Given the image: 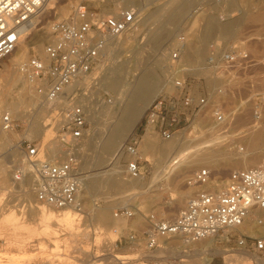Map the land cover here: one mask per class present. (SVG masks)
Masks as SVG:
<instances>
[{
    "label": "rangeland",
    "instance_id": "1",
    "mask_svg": "<svg viewBox=\"0 0 264 264\" xmlns=\"http://www.w3.org/2000/svg\"><path fill=\"white\" fill-rule=\"evenodd\" d=\"M119 1L120 6H115L113 0H48L34 22L35 30L29 28L25 39L30 40L34 31L45 26H48L50 32L49 24L51 25L52 21L64 18L79 4H84L105 14H113L123 8H134L137 14L141 12V19L138 16L139 24L135 26L137 33H132L129 30L131 31L129 40L127 39V43L125 42L122 46L123 50L119 48L115 51L114 56H110L105 51L106 59L104 61L107 66H104L108 68L112 60L115 59L121 62L124 60L123 65L126 66V70L128 72L131 70L128 75L131 76L133 73L139 75L141 72L150 73L153 77L155 76L154 78H157L158 82L160 81V85L164 88L158 95L152 97L146 105V109L160 94H175L177 89L173 86L172 81L179 76L187 80V92L197 98L204 97L206 106L195 116L189 128L179 132L170 140H164L151 127L145 126V110L135 131L127 133L124 141L119 144L121 147L131 138H138L142 177L137 180L131 178L126 173L123 159L120 157L119 163L124 170L122 178L128 183L123 187V192L118 188V190L116 188L106 189L102 186L92 188L90 184L96 172L106 167L104 165V167L97 168L98 166L95 164H88L82 156L90 153L91 158L95 151L100 149L101 139L107 134V131H103L102 127L108 124L102 118L103 106L105 104L114 105L118 96L108 86H102L103 75L107 71L102 69L101 66L104 64L102 61L97 73V81H93L87 89H84V93L86 92V95L90 97L96 113L98 112L101 118L99 117L98 121L94 122L90 117H87V131L81 142L83 149H80V159L87 171L85 182L88 185V188L84 189L81 199L84 205L83 212L81 211L82 216L77 218L75 223H78V227L74 228L73 232H69L64 223L58 226L54 225V222L51 223L49 235L42 233L39 235V231L45 227L39 228L37 233L31 232V229L40 225V220H37L39 216L28 208L29 203H37L35 193L32 192L33 196L29 197L30 199L27 198L20 181L16 182L13 174L15 167L26 161L22 148L25 147L27 141L38 144L41 149L53 147L57 136L62 133L63 109L56 108L51 113L46 110L42 113L44 119L38 118L40 122L48 119L46 121L49 123L47 126L48 136L29 134V121L24 116L20 118L21 113L14 115L18 127L12 132H2L0 120V165L5 167L4 173L0 171V197L2 198H0V264H93V262L94 264H113L104 262L103 253L120 256L124 264H177L180 260H183L185 264H207L209 251L202 253L203 250L201 252L195 250H207L204 245L208 244L217 246L216 248L223 252L221 255H214L211 264H264V261L257 257L253 251H247L250 256L238 253L236 238L232 237L229 241L226 234L202 239L195 242L193 246L184 244L179 237L161 239L158 242L160 247L153 250L146 248L144 242L132 244L127 239L130 233H137L141 238L142 232L146 229L145 216L153 213L162 219H172L186 205L188 199L201 189L187 185V180L197 170L206 167L205 164H192L191 161L194 158L210 155V169L213 172L211 183L214 189L218 190L225 187L230 172L249 168L264 161V64L254 66L245 72L226 70L223 67V56L235 47L249 52L257 60L263 57L264 22L253 19L250 15L252 13L256 16L262 14L264 1L192 0L184 5H180L183 0H178L179 2L177 4L175 2L173 5L174 0ZM63 6H67L65 13H58V10ZM162 9L166 16H160ZM177 9L182 13L172 16ZM144 15L149 16L147 26H144ZM168 15L170 16L168 17ZM208 20H212V23L206 32ZM164 23V27L161 28H165L169 37L160 42L151 41L149 31L157 29L158 25ZM230 25L236 35L231 41L226 39L218 29L222 26L230 27ZM51 38L50 32V35L43 40V51L35 53L31 50L23 60L36 54L44 58L45 45ZM127 44L128 46L125 47ZM177 51L179 60L174 61L172 54ZM136 53H140L138 57ZM11 57L12 55L7 56L0 61L2 115L7 114L6 108H12L13 102L16 101L14 97L18 95V89L10 77L13 74H19V72L16 65L11 62ZM135 64H137V72L134 71ZM31 89L32 93H36L32 87ZM81 92L83 91L81 90ZM77 102L80 103L78 100ZM217 108L231 117L230 128L228 129L226 126L217 132L220 139H214L212 138L213 134H209L212 131L211 126H213V110ZM99 133L102 135L99 136ZM240 133L248 136L261 133L262 136V147L253 154L256 163L246 167L237 165L236 160H233V157L224 151V141L233 140L234 136ZM144 137H147L153 145L158 147L146 151L144 143H141ZM171 140H175L176 144L170 145L168 142ZM219 142L221 143L218 144ZM53 151V153L56 152L55 148ZM144 151H146L145 155ZM131 183L137 184L132 187ZM121 207L132 209L135 214L130 218H115V210ZM99 212L105 214L112 223L110 225L97 224L95 215ZM11 214L19 222V227L11 225L10 221L6 219ZM246 223L243 226L244 230L250 224L248 220ZM263 225L264 223H260L258 226L260 233L252 235L246 232L247 235L264 236ZM31 226L34 227L30 228ZM32 234L35 237H31ZM231 234L236 235V232L232 231ZM171 248L176 250L169 253ZM192 248L194 250L190 251L189 249ZM234 250L236 252L231 253ZM184 251L186 252L184 253ZM183 253L185 256L193 257L189 261L187 257L182 256ZM179 257H183V259ZM199 259L202 261H197Z\"/></svg>",
    "mask_w": 264,
    "mask_h": 264
},
{
    "label": "built area",
    "instance_id": "2",
    "mask_svg": "<svg viewBox=\"0 0 264 264\" xmlns=\"http://www.w3.org/2000/svg\"><path fill=\"white\" fill-rule=\"evenodd\" d=\"M45 1L0 0V61L14 51L20 30L39 13ZM138 22L134 8L105 14L79 4L64 18L52 21V38L45 45L47 60L32 55L21 64L20 71L36 93L47 100H55L66 94L81 76L94 71L111 39L132 30ZM172 59L179 60L178 51L172 54ZM259 64H264V54L257 60L249 52L236 47L223 56L226 70L245 72ZM172 84L177 92L160 94L145 111V126L151 127L164 140L172 139L189 126L206 104L204 97L197 98L187 92V80L183 77L174 78ZM77 100V92L72 93L71 106L64 114L62 133L57 136L53 147L41 149L38 144L27 141L22 148L26 165L16 166L13 174L14 180L19 182L32 172L36 202L56 210L81 211L83 207L80 195L87 171L80 159V148L87 131V113ZM214 119L217 124L223 123L225 115L216 109ZM1 127L12 132L18 124L7 113L2 116ZM138 147L139 140L133 137L119 149V157L131 178L143 175ZM48 148H55L56 152ZM212 179L210 168L197 170L187 180V185L201 189L188 199L179 213L172 219L148 214L141 238L137 233H130L128 242H144L146 248L153 250L163 238L179 236L194 242L226 234L229 241L236 238L237 249L253 251L264 261V236L252 237L239 230L253 211H264V161L230 172L221 191L202 188ZM134 214V210L127 207L114 212L117 218H130ZM232 231L236 235H230ZM177 264L185 263L180 260Z\"/></svg>",
    "mask_w": 264,
    "mask_h": 264
},
{
    "label": "bare ground",
    "instance_id": "3",
    "mask_svg": "<svg viewBox=\"0 0 264 264\" xmlns=\"http://www.w3.org/2000/svg\"><path fill=\"white\" fill-rule=\"evenodd\" d=\"M47 1L48 0H46L44 2L39 13L37 15H35L31 19V21L29 23H27L20 30V33H19L20 37H19V41L17 43V46L14 49V51L10 54V55H12L11 62L16 65L17 70L19 72V74H13L10 77L11 81L13 82L15 87L18 89V95L16 97H14L16 99V101L13 102L12 108H6L5 109L7 111V113L11 115V117L13 119H14V115L15 116L18 114L20 115V113H21L20 118H22L24 116L29 121V134H31V135L42 134V136L43 135L48 136V134H49L48 133L49 130L47 129V126L49 123L46 122L48 119H46V121H44V120H42L41 122L38 121L40 118H42V116H43L42 113L46 110L49 113H51L56 108H62L63 109L62 114L64 117L66 110H68V108L71 106L70 95L72 93H74L75 91H77L78 101L85 108V111L87 113V117H90V119H92L94 122L98 121V118L100 116H99L98 112L96 113V110L94 109V106L92 105V103L89 99L90 97L88 95H86V92L84 93V89H87L93 83V81L94 82L97 81L96 77L98 76L97 73L99 71L100 64L102 61H104L106 59V53H104L100 62L98 63V65L94 69V71H92L91 73H89L87 75L81 76L76 81V83L71 88H69V90L66 94L60 96L59 98H57L55 100L50 101V100L45 99L42 95H40L38 93H32V89L30 87L31 85L28 82L26 76L20 71V66L24 61H26V59L25 60H23V59L27 57V55L30 53L31 50H33V52H35V53H40L43 51V49H42L43 40L50 35L51 27L49 24L50 32L48 30V26L47 27L45 26L44 28H41L39 30L34 31L35 33H34L33 37L28 41H27V38L25 39V34L28 32L29 28H33V30H35V27H34L35 23L34 22H35L36 18L42 12L43 7L47 3ZM113 1H114L115 6H118L120 4L119 0H113ZM191 1L192 0H183L180 3V5H184L186 2L190 3ZM262 1H264V0H262ZM175 2L177 4V2H179V1L174 0L172 2V5H173V3L175 4ZM133 7H135V6H133ZM66 9H67V6H63L58 10V13L63 14V13H65ZM160 11H161L160 16H166L164 13V9H162ZM162 12H163V14H162ZM180 12H181V10L179 11L177 9L176 11H174L172 16L176 15ZM138 16L139 17L141 16V12L138 13ZM169 16L170 15H168V17ZM250 16H252L253 19H257V20L264 22V8L262 9V14H259L256 16V15H253V13H252V15H250ZM142 18H143V16H142ZM148 18H149V16L144 15V18H143L144 19V26H147ZM140 19H141V17H140ZM156 25H157V23H156ZM164 25H165V23L161 24L160 26L158 25V27H156L157 29H152V31H149L150 32V35H149L150 38L149 39L151 41L160 42V41L166 39L167 37H169L168 32H166V30H164L165 28L164 29L161 28V27H164ZM210 25H211V22H208V24L206 25V29H205L206 32H207L208 27ZM218 29H221L223 36L226 37V39L228 38V40H230V41L232 38L236 37L233 27H230V28L224 27L223 28V26H222V28H218ZM131 31H132V33H137V29H135V28L132 29ZM131 31H125L121 36L114 38V39H111L109 41L108 46H107L105 51L108 52L110 56H114L115 51L117 49L121 48V50H123L122 46L124 45V43L126 42L128 37H130L131 34L129 35V33ZM127 46H128V44L125 47H127ZM119 54H121V53H119ZM138 54H140V53H138ZM138 54H137V57H138ZM10 55H8V56H10ZM119 57H121V56H119ZM139 57H141V56H139ZM43 59L47 60L46 52H45V57ZM140 61H141V59H140ZM123 62H124V60H123ZM123 62L118 61V59L112 60L111 65L108 68L104 66L107 64V63H105V61H104V64L102 63L103 64L101 66L102 69L107 70V71H105L106 74L103 75L104 77L102 79L103 80L102 86H105V85L108 86L110 88V90L112 89L115 94H118V96H117V98L115 97L116 101L114 102L115 103L114 105H110V104L106 105L105 104L103 106L104 109H102V113H101L102 118L108 124H106V125L104 124L105 126L102 127V130L103 131L106 130L107 134H105L102 137L103 139H101L102 142L100 145V149L96 150L94 155L91 156V158H90V153L86 156L85 155L82 156V157H84L85 162L88 164L89 163L95 164L96 166H98L97 168H99L100 166L104 167V165L106 167L104 169H102L100 167L101 169L98 172H96V175L94 176V179L90 184V186L92 188L100 187V186H102L103 188H106V189H108V188H116L117 189L118 188L121 192H123L122 191L123 187L125 185H127L128 183L122 178V173L124 172V170H123V167L119 163V159H120V157H119L120 145L119 144L122 141H124L123 139L127 133H132L135 131L138 122L140 121V119L142 118V116L144 114V111L146 110V105L150 102L152 97L158 95L160 90H162L164 88V87H162V85H160V83H159L160 81L158 82L156 80L157 78H154L155 76L153 77L150 73L148 74V73H144V72H141V73L139 72L140 73L139 75H137L135 73H133L131 76L128 75V73L131 70L128 72V70H126V66L123 65L124 64ZM6 66H7V64H6ZM136 68H137V64H135L134 71H136ZM81 90L83 92H81ZM9 98H10V96H9ZM204 106H206V104ZM2 109L3 108H1V105H0V120L1 121H2V116H3L2 115ZM215 110H213V126H211L212 131H210L209 134H213L212 138H214V139H220V138H218L220 135L218 136L217 132L220 131L221 129L226 128V126L228 129L230 128V122H231L230 118L231 117L229 116V114L226 115L223 112V114L225 115V120L223 123L217 124L215 119H214V111ZM233 113H234V111H233ZM42 119H44V118H42ZM254 121H256V120L254 119ZM228 124H229V127H228ZM190 126L186 127L185 129L189 128ZM232 127H233V125H232ZM1 129L3 130L2 132L6 131L2 127H1ZM185 129H183V130H185ZM227 130H225L226 131L225 133H227ZM7 132H9V131H7ZM101 133H99V136L104 134V133H102V134ZM225 133L223 132V134H225ZM255 134H260V135L248 136L247 134H243V133L241 134L240 133V134H236L234 136L233 140H228V142H227V140H225V141L223 140L224 141V151L227 153V155H230L231 157H233L232 158L233 160H236L237 165H242L243 167H246L247 165L256 163V160L253 159V154L256 150H258L262 147V136H261V133H255ZM6 142H8V140ZM141 143H144V147L146 148L145 149L146 151L149 149H156L158 147V146L156 147L155 145H153L152 141H150L147 137H144L142 139ZM168 143H170V145L176 144L175 140H171ZM220 143L221 142H219L218 144H220ZM5 144H7V143H5ZM48 149L51 150V152H54L53 151L54 148L53 149L48 148ZM146 151H144V155L146 154ZM193 155L194 154L192 153V156ZM109 160H110V163H109ZM191 162H192V164H205L207 168H210L211 157H210V155L209 156L203 155L201 157L194 158ZM23 164L25 166L26 161ZM4 169H5L4 165L1 164L0 165V171L3 172ZM244 169H246V168H244ZM133 179L137 180L138 178H133ZM6 181H7V179H6ZM34 181H35V176L32 172L27 174L24 177V179L22 181H20V184L22 185V187L24 189V194L26 195L27 198L33 196L32 192L35 193V190L33 187ZM131 181H133V180H131ZM136 184L137 183L132 184V187H135ZM87 188H88V185L86 182H84L83 191H84V189H87ZM202 188L207 189V190H212V189H214V186L212 185V183L210 181L207 185L202 186ZM222 189H220V190L214 189L212 191H221ZM83 191L80 195V199H82ZM121 195H122V193H121ZM28 208L30 210H32V212L34 214L39 216V218H37V217L36 218H37V220H40L39 227H34V226L30 227V228L34 227L33 230L31 229V232L37 233L39 228L45 227L44 229L39 231V233H40V234L38 233L39 235H41V233L43 235H49L51 232L49 228L52 227L51 223H53V222H54L53 224L56 226L60 225L61 223L66 224L65 226H67L69 232H71L72 230H74V228L76 229L78 227V225H77L78 223L76 224L75 222L79 216H82V212H83V209L81 210L82 212L81 211L79 212V211L73 210V209L55 210V208H53L49 205L38 203V202L33 203V204L29 203ZM30 215H32V214H30ZM95 216H96L97 224L102 223L105 225H110L112 223V221L110 219H108V217L103 213L99 212ZM115 218H117V217H115ZM6 219H8L10 221L11 225H13L15 227H19V222L16 221V218L14 215L11 214V215L7 216ZM247 220H248V222H250V224H248L246 227V230H244L243 226ZM246 221L244 222V224L242 226L239 227V230L241 232H243V233L248 232L249 234H252V235H256V234L260 233L258 226H259L260 222L262 224L264 223V212H263V210L256 209L255 211H253L248 216ZM263 229H264V225H263ZM33 234L31 235V237L33 236ZM33 237H35V236H33ZM174 237H179V236H174ZM179 238H181V237H179ZM181 240L184 244H186V245L192 244V246L195 244V242H197V241H194V242L188 241L185 238H181ZM16 241H18V240H16ZM198 241H200V240H198ZM204 246H205V248H207V250L199 249V250H195V251L201 252L203 250L202 253L204 251H209L208 252L209 257L207 258V264H211L214 255L223 254V252H221L218 248H216L217 246L214 247V245L211 246V244L210 245L209 244L204 245ZM206 246H208V247H206ZM159 247L160 246H158L157 248H159ZM157 248H155V249H157ZM173 250H176V249L171 248L169 253H172ZM189 250L192 251L194 249L192 248ZM186 251H188V250H186ZM186 251H184V253ZM232 252H236V251L234 250V251H231V253ZM184 253L182 254V256L187 257L188 260L190 261V259L193 256H185ZM238 253H240V254L242 253L243 255L250 256L247 253V250L238 249ZM177 254H178V252H177ZM102 255L104 256V257H102L104 262H112L113 264H118V263L124 262V261H122V258L118 255H112V254H107V253H103ZM183 257H179V258L183 259ZM102 259H99V260H102ZM10 260H13V258H10ZM197 261H202V260L199 259ZM93 264H94V262H93Z\"/></svg>",
    "mask_w": 264,
    "mask_h": 264
},
{
    "label": "crops",
    "instance_id": "4",
    "mask_svg": "<svg viewBox=\"0 0 264 264\" xmlns=\"http://www.w3.org/2000/svg\"><path fill=\"white\" fill-rule=\"evenodd\" d=\"M208 22H211V23H212V20H208ZM234 26H235V24H234ZM224 27H227V26H223V28H224ZM228 27H229V26H228ZM230 27H232V26L230 25ZM230 27H229V28H230ZM220 28H222V27H220ZM219 31H220V33H222V30H221V29H219Z\"/></svg>",
    "mask_w": 264,
    "mask_h": 264
}]
</instances>
